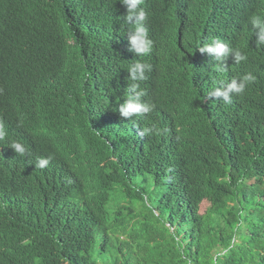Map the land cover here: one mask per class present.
<instances>
[{
  "label": "trees",
  "instance_id": "trees-1",
  "mask_svg": "<svg viewBox=\"0 0 264 264\" xmlns=\"http://www.w3.org/2000/svg\"><path fill=\"white\" fill-rule=\"evenodd\" d=\"M121 9L0 0V248L13 264H264V46L250 24L264 0H145L146 57L128 50ZM212 39L247 61L217 71L197 49ZM136 60L153 66L140 84L155 108L127 120L116 109ZM247 73L231 104L209 97ZM41 154L49 165L32 169Z\"/></svg>",
  "mask_w": 264,
  "mask_h": 264
},
{
  "label": "clouds",
  "instance_id": "clouds-1",
  "mask_svg": "<svg viewBox=\"0 0 264 264\" xmlns=\"http://www.w3.org/2000/svg\"><path fill=\"white\" fill-rule=\"evenodd\" d=\"M120 4L124 6L119 14L120 23L123 29L133 26L126 32L129 41V51L136 54L137 57H146L151 55L154 46V40L149 36V30L145 26L149 13L144 9L145 0H119ZM250 24L256 36V46H264V17L256 15L250 18ZM200 53L207 54L212 60L217 63V71L227 70V61L229 57L233 62L239 64L247 61V54L239 48H233L228 43L220 39H212L210 43H204L197 48ZM152 64L144 60H136L127 67V79L131 83L127 84V95L123 103H120L116 111L119 112L122 118L133 120L135 118H142L151 113L155 105L151 102L145 101L143 98L147 95V91L141 87L140 82L148 79L147 73L152 71ZM256 77L247 73L239 77V79H232L229 83L221 82L219 87H215L209 94L210 98L223 99L226 104L232 103L233 94L242 96L247 89L255 82ZM159 129L152 127H144L139 129L138 135L140 137L149 136L158 132ZM7 132L3 122H0V142H4ZM11 152H15L20 156H25L27 153L26 147L18 141H11L6 146ZM29 148V147H28ZM50 157L46 154L35 155L32 164L30 165L34 170H42L49 165ZM72 163V162H71ZM86 179L78 178L79 187L82 196L90 201H93L96 196L99 198V183L94 181V177H86ZM0 264H13L11 259L5 253L3 248H0Z\"/></svg>",
  "mask_w": 264,
  "mask_h": 264
},
{
  "label": "bare ground",
  "instance_id": "bare-ground-1",
  "mask_svg": "<svg viewBox=\"0 0 264 264\" xmlns=\"http://www.w3.org/2000/svg\"><path fill=\"white\" fill-rule=\"evenodd\" d=\"M211 139V138H210ZM215 147V146H214ZM165 241V240H164Z\"/></svg>",
  "mask_w": 264,
  "mask_h": 264
}]
</instances>
